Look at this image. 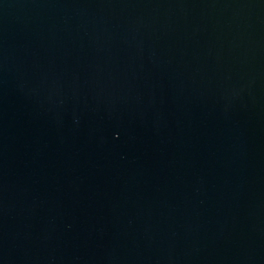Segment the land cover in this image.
Segmentation results:
<instances>
[{
	"label": "water",
	"instance_id": "95a60500",
	"mask_svg": "<svg viewBox=\"0 0 264 264\" xmlns=\"http://www.w3.org/2000/svg\"><path fill=\"white\" fill-rule=\"evenodd\" d=\"M0 264H264V0H0Z\"/></svg>",
	"mask_w": 264,
	"mask_h": 264
}]
</instances>
